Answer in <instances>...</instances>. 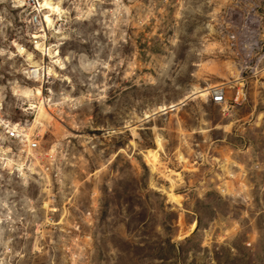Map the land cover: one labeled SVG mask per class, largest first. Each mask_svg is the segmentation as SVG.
<instances>
[{
	"label": "rangeland",
	"instance_id": "374dc122",
	"mask_svg": "<svg viewBox=\"0 0 264 264\" xmlns=\"http://www.w3.org/2000/svg\"><path fill=\"white\" fill-rule=\"evenodd\" d=\"M41 1L0 0V264H264V0Z\"/></svg>",
	"mask_w": 264,
	"mask_h": 264
},
{
	"label": "built area",
	"instance_id": "2783aa9c",
	"mask_svg": "<svg viewBox=\"0 0 264 264\" xmlns=\"http://www.w3.org/2000/svg\"><path fill=\"white\" fill-rule=\"evenodd\" d=\"M23 4L25 5V8L28 9V12L26 14L27 16V23L30 25H33L34 27H39V29L41 28V14H42V1L41 0H22ZM234 40H237L238 36H243L245 35L247 37V33L246 32H238V31H233L230 33ZM251 37L250 35H248V38ZM35 39V38H34ZM251 39V38H250ZM248 39V40H250ZM34 43H37V41L34 40ZM250 44H252L250 42ZM236 45V44H235ZM252 48V47H251ZM247 52L249 53V49H246L243 47V49H241L240 51L236 52L237 54H242ZM226 85L227 84H223V85H217L212 87V89L210 90V97H211V101L214 104H224L226 103L227 97H226ZM235 86V93L234 96L230 99L231 102H233L236 105H240L242 103H244L245 101H247L248 99V95L245 91V83H244V78L241 77L239 79H236L234 81V84H230L229 86ZM8 135L10 137H16L17 131H15L14 129H10L8 131ZM36 142H32L31 143V147H35L36 146Z\"/></svg>",
	"mask_w": 264,
	"mask_h": 264
},
{
	"label": "bare ground",
	"instance_id": "6f19581e",
	"mask_svg": "<svg viewBox=\"0 0 264 264\" xmlns=\"http://www.w3.org/2000/svg\"><path fill=\"white\" fill-rule=\"evenodd\" d=\"M45 1V0H44ZM49 3H50V5L51 6H53V8H56L57 7V11H58V14L60 15L61 14V11H60V6H59V4L56 2H54V1H52V0H49ZM20 6H22V5H17V7H20ZM46 13V12H45ZM44 17H45V15H44ZM49 21L51 22V24H50V26L49 27H51L52 25H53V22H54V19H49ZM42 22L44 23V18H43V20H42ZM47 24V23H46ZM36 45H37V47H38V49H40L41 48V46L42 45H40L39 43H36ZM57 60V62L59 63V64H61V60L60 59H56ZM38 74V73H37ZM41 115H43L44 114V111L43 110H41V113H40ZM14 127H16L17 128V125L15 124V126ZM150 152H149V154H147V157H149V158H155L156 157V155L158 154V153H156V150L155 149H151V150H149ZM148 158V159H149ZM158 158V157H157ZM171 199H173V200H178V198L176 197V196H172L171 197Z\"/></svg>",
	"mask_w": 264,
	"mask_h": 264
}]
</instances>
